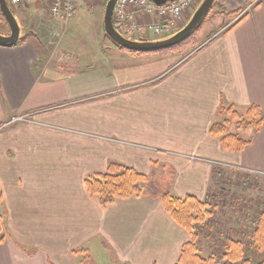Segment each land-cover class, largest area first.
Returning a JSON list of instances; mask_svg holds the SVG:
<instances>
[{"label":"crops","instance_id":"obj_1","mask_svg":"<svg viewBox=\"0 0 264 264\" xmlns=\"http://www.w3.org/2000/svg\"><path fill=\"white\" fill-rule=\"evenodd\" d=\"M81 10L54 18L73 27L86 17ZM225 10L193 42L150 53L119 46L97 25L77 51L64 40L52 47L17 14L26 41L0 44V264H103L96 257L104 252V264H176L190 234L160 197L103 207L86 179L118 162L158 184L167 173L165 191L203 201L218 163L264 170V0L223 30ZM251 106L262 126H236L250 143L225 150L211 126L230 119L229 107ZM19 115L33 121H11Z\"/></svg>","mask_w":264,"mask_h":264},{"label":"rangeland","instance_id":"obj_2","mask_svg":"<svg viewBox=\"0 0 264 264\" xmlns=\"http://www.w3.org/2000/svg\"><path fill=\"white\" fill-rule=\"evenodd\" d=\"M89 1L80 6V8L82 7L81 11L86 8L88 9L85 11L86 17H84L83 20L81 17V23L79 22V25H74L73 27L71 26L72 23L70 24L66 21L62 23L55 20L49 5L44 3L42 0L14 7V11L16 12V17L17 14L19 15L21 12L26 16L28 15V20L32 22L30 27H37V32H34V36L38 40L44 39L45 41L53 42V45H51L52 47H57L58 44H56V42L64 40V43L67 46L66 48H69L70 50L72 45L76 48L81 42H86L88 40H86L88 37L87 32L92 31L96 25L97 27H100L99 31L102 33L104 32V14L109 0H96L101 1L102 4L100 7L96 4L92 5V0ZM201 1L202 0H200L199 4ZM222 1L223 0H217L215 2L208 15L210 17L207 16L206 20H213L216 12L220 9H224L223 6H219ZM260 1L261 0H253L252 4H249L247 8L245 6H241L237 10H234L233 8V10H229L226 8L225 13H227V15H222V20H220V22L222 23L223 21V24L219 27V29L224 30L226 27L229 28L232 26L247 12L248 9L255 6ZM239 5L240 4H238V6ZM238 6H235V8ZM31 13H36V15H33V17L29 16ZM191 15V12L183 14L182 17H180V24L177 25L174 30L176 32L180 30L185 23H187ZM227 17L230 18L228 19ZM206 20L191 38L175 48L178 49L184 44L193 42V39L196 34L200 32ZM7 27L8 24L0 10V33L4 34L7 32ZM28 30L26 28V33H29ZM212 30L213 35L217 29L214 26ZM157 38V36L150 34L149 38L146 39L155 40ZM74 50L77 51V48ZM229 124L228 133H234L237 130V123L230 120ZM243 136H245V134H243ZM218 169L219 170L215 176L216 180L214 181L215 185L212 187V190L208 195V199L206 200L208 203L207 210H209L211 214L209 215L207 222L199 227L198 245L200 247L201 254L205 258H209L211 255L215 254L220 264H223L225 243L228 242L230 238H234L236 240H242L246 244L247 255L254 260V264H258L262 260L263 254L255 245L254 231L256 230L261 215L264 213V176L253 172H242L241 170L235 171L229 169L224 170L221 168ZM170 177L171 175H167V173L161 175L159 182L161 190L168 189ZM94 252H96V255L99 254L96 247L94 248ZM106 255L107 253L105 252L102 254V260L106 259ZM107 256L109 257V255ZM96 259L100 260L104 264V262L99 258V255Z\"/></svg>","mask_w":264,"mask_h":264},{"label":"trees","instance_id":"obj_3","mask_svg":"<svg viewBox=\"0 0 264 264\" xmlns=\"http://www.w3.org/2000/svg\"><path fill=\"white\" fill-rule=\"evenodd\" d=\"M12 9L14 11L13 7ZM234 25L235 23L227 29H231ZM25 41L26 38L21 37L16 43L10 45H20ZM228 111L230 119L211 126L210 134L220 139L225 150L243 151L250 141L243 139L239 134L228 133L230 120L237 123L238 129L253 126L258 130L263 124L262 113L258 106H251L244 113H240L232 107H229ZM85 183L88 192L97 197L103 207L112 205L118 199H129L142 195L160 197L172 218L190 234V241L182 246L181 255L176 264H220L215 254L209 258L203 257L198 245L199 227L207 222L211 214L207 210L206 200L208 198L202 201L192 195H187L184 198L176 197L169 191L161 190L153 176L148 177L136 169L118 162H111L104 174L89 177ZM2 239L3 237L0 236V240ZM254 242L263 254V258L258 264H264V213L254 231ZM224 249L223 264H254V260L247 255L246 244L242 240L230 238L225 243Z\"/></svg>","mask_w":264,"mask_h":264},{"label":"built area","instance_id":"obj_4","mask_svg":"<svg viewBox=\"0 0 264 264\" xmlns=\"http://www.w3.org/2000/svg\"><path fill=\"white\" fill-rule=\"evenodd\" d=\"M10 6L17 7L37 0H8ZM49 5L54 16L64 17L67 20L74 18L80 6L89 0H43ZM108 1V0H106ZM200 0H174L165 4H158L154 0H117L113 21L116 29L124 36L132 39H146L150 34L158 38L172 35L174 28L180 24L183 14L193 13ZM33 121L27 115L15 116L11 120ZM219 168L246 173H256L264 176V170L244 167L234 164L218 163Z\"/></svg>","mask_w":264,"mask_h":264},{"label":"water","instance_id":"obj_5","mask_svg":"<svg viewBox=\"0 0 264 264\" xmlns=\"http://www.w3.org/2000/svg\"><path fill=\"white\" fill-rule=\"evenodd\" d=\"M165 4L174 0H154ZM217 0H202L188 22L174 34L155 40L132 39L122 35L115 27L113 13L117 0H109L104 14V28L107 35L119 46L134 52L150 53L177 47L191 38L206 20ZM0 10L10 27L9 34L0 33V44L10 45L20 39L21 26L8 0H0Z\"/></svg>","mask_w":264,"mask_h":264}]
</instances>
